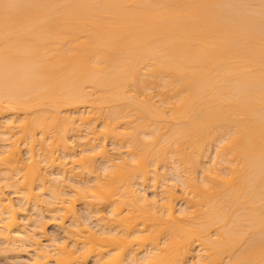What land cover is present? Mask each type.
I'll return each instance as SVG.
<instances>
[{
  "label": "bare ground",
  "instance_id": "1",
  "mask_svg": "<svg viewBox=\"0 0 264 264\" xmlns=\"http://www.w3.org/2000/svg\"><path fill=\"white\" fill-rule=\"evenodd\" d=\"M23 2L103 6L236 0ZM159 16L154 9H42L30 30L7 43L0 24V101L10 94L18 102L17 111H5L0 103L2 257L25 254L28 262L42 264H56L57 258L61 264H103L119 250L118 259L147 260L173 225L206 240L204 249L192 243L181 250L188 264L200 259L201 251L215 259L217 250L228 264L224 234L238 232L241 225L252 230L250 242L258 246L259 217L249 222L245 211L254 207L258 212L261 203L259 103L254 112L243 108L249 86L246 58L222 57L221 48L228 44H221L210 28L160 21ZM129 61L144 84L136 95L116 87ZM35 65L42 66L39 74ZM85 80L89 89L82 87ZM70 95L83 102L64 105L61 101ZM226 139L230 142L224 145ZM189 155L196 161L192 175L205 177L212 187L177 186ZM73 184L95 185L94 190L103 185L111 192L99 201L81 196L69 209ZM113 209L129 213L123 223L110 215ZM193 209L194 216H180ZM54 218L61 223H49ZM145 227L153 232L147 246L132 239ZM217 228L220 242L207 235L215 236ZM117 232L124 238L110 239ZM85 238L91 247L84 245ZM65 240L70 243L58 248ZM73 243L85 250L74 251Z\"/></svg>",
  "mask_w": 264,
  "mask_h": 264
},
{
  "label": "snow or ice",
  "instance_id": "2",
  "mask_svg": "<svg viewBox=\"0 0 264 264\" xmlns=\"http://www.w3.org/2000/svg\"><path fill=\"white\" fill-rule=\"evenodd\" d=\"M82 7H106V8H118L125 10H143L154 9L160 13V21L179 20L181 23L191 27H205L210 28L213 31L216 39L223 44L227 42V48H221L220 55L225 58H231L237 54L246 58L248 64L247 75L249 78L248 96L243 103V108L246 111H255L253 107L257 101L259 103L260 113V160H261V203L259 210L253 207L251 209H245L249 213V222L258 215L261 239L258 246L250 242L252 230L245 225L240 226L238 232H225L224 234V247L229 256L228 264H264V0H236V2L225 3H184V4H124V5H47L39 3H25L23 0H0V24L4 29V38L7 43L14 36H21L25 34L26 29L30 30L29 26H34L36 23V17L39 15L42 9H73ZM36 72L39 74L43 69L41 65H35ZM143 67H147L145 64ZM7 71V70H6ZM84 89H89L88 81L82 82ZM116 87L123 93H131L133 95L138 94L142 87H144L143 81L139 76L137 68L129 61L122 69L121 77ZM258 90V96H257ZM66 106L82 103L83 100L80 97L70 95L61 101ZM3 108L5 111H17L18 102L10 95L6 94L3 101ZM193 119H199V117H193ZM11 123V121H9ZM23 123V121H21ZM206 127V125H205ZM194 133L198 136L200 128H194ZM234 137H230L232 139ZM230 140H224L223 144L226 145ZM223 146V145H221ZM220 154V148H217V156ZM83 159V157H81ZM187 163L185 165V178L183 181L177 182V186L183 183L185 188L189 185L198 186L203 184L205 189L212 187L209 183H204L205 177H199L197 179L192 175L193 170L196 168V161L189 155L186 157ZM175 162V161H173ZM137 161L133 160V164ZM215 160H213V164ZM134 171V170H133ZM107 170L105 175L107 176ZM132 173L129 172V177ZM207 175L211 176L210 170H207ZM74 195L70 196L67 201V207L72 209V200L78 199L81 196L85 199L102 200L104 193L111 192V189L105 186H101L100 189H96L95 185L80 186L73 184ZM191 190V189H189ZM43 191V190H42ZM89 193H91L89 197ZM195 195V192H193ZM147 200V197L144 198ZM155 201V197L152 198ZM75 215V210L72 212ZM114 219H119L123 223L124 218L129 215L128 212H124L121 215L115 209L110 214ZM164 215L163 212L160 213ZM195 215V209L192 213L181 211L180 216L185 217ZM174 220L171 211L168 212L167 221ZM49 223H61L59 218H54ZM182 223V222H181ZM216 235L213 236L212 232L207 235L214 242L221 241L220 229L217 228ZM43 229H41V233ZM19 236V233H17ZM131 235V233H128ZM168 239H165L163 245H161L156 252L150 253L152 259L136 261L135 259L125 261L118 259L120 251H114L111 256L103 264H188V261L180 258L181 250L187 251L186 245L192 243L200 244L204 249L206 240L202 238V235H198L195 232H182L179 231L176 225H173L172 232L166 234ZM124 237L120 236V233H114L110 239L117 241ZM163 239V237H161ZM78 240L79 237H76ZM133 240L143 241L145 246L152 242L153 232H150L148 227L143 229L142 233H138L132 237ZM70 241L65 240L58 245V248H65ZM158 243V241H157ZM84 245L91 247L92 243L85 238ZM116 249H120L121 245L116 243L114 245ZM73 250L80 252L85 250L83 246L73 243ZM201 258L194 259L192 264H224V260L219 258V250H217V258L209 259V253L201 251L198 254ZM235 256V259H232ZM28 264H42V261L30 260ZM52 264V262H48ZM56 264H61L59 258H57ZM82 264V262H81ZM98 264L100 262L98 261Z\"/></svg>",
  "mask_w": 264,
  "mask_h": 264
},
{
  "label": "rangeland",
  "instance_id": "3",
  "mask_svg": "<svg viewBox=\"0 0 264 264\" xmlns=\"http://www.w3.org/2000/svg\"><path fill=\"white\" fill-rule=\"evenodd\" d=\"M54 226L48 225V230L53 231L56 230V228H53ZM8 256L4 255L3 257L0 255V264H25L28 262V255L22 254V255H13V254H7ZM13 256V258H12ZM21 262V263H20Z\"/></svg>",
  "mask_w": 264,
  "mask_h": 264
}]
</instances>
